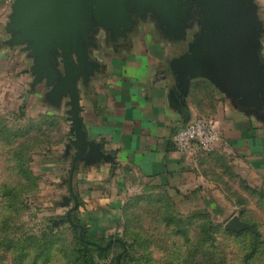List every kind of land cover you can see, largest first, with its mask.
Wrapping results in <instances>:
<instances>
[{
	"label": "crops",
	"instance_id": "1",
	"mask_svg": "<svg viewBox=\"0 0 264 264\" xmlns=\"http://www.w3.org/2000/svg\"><path fill=\"white\" fill-rule=\"evenodd\" d=\"M4 12L6 15V9ZM166 40L172 41L158 30L155 34L141 28L131 45L103 47L94 57L100 71L91 77L87 88L81 87L83 126L88 139L99 142L117 164L105 160L86 164L81 160L74 174L79 200L74 213L80 225H86L95 244L108 232L119 231L130 190L140 183L189 196L191 201L209 200L213 204L217 200L210 195L216 185L209 172L222 158L228 160L230 171L239 179H246L252 187H264V110L240 108L205 78L192 79L188 90L182 92L171 62L184 53L183 47L176 49ZM262 42L264 56V37ZM19 52L23 57L17 58ZM31 64L20 47L7 45L0 49V72L7 80V91L11 88L20 97L17 93L28 89L31 94L22 97L29 116H49L59 123L51 151L44 153L38 163L39 176L47 187L39 202L42 208L60 204L68 211L74 201L68 206L62 203L70 194L68 178L77 152L74 147L68 149L74 137L70 133L69 106L65 102L60 108L53 106L34 88ZM35 92V97H43L44 105L26 104ZM198 117L216 118L222 137L212 152L195 160L176 150L173 136Z\"/></svg>",
	"mask_w": 264,
	"mask_h": 264
},
{
	"label": "rangeland",
	"instance_id": "2",
	"mask_svg": "<svg viewBox=\"0 0 264 264\" xmlns=\"http://www.w3.org/2000/svg\"><path fill=\"white\" fill-rule=\"evenodd\" d=\"M256 3L264 22V0ZM11 5L10 0H0L2 50L7 47L5 25ZM200 27V19L193 16L181 38L194 40ZM5 81L0 72V264H83L66 209L60 204L39 206L47 187L38 177V163L51 151L59 123L29 116L22 96L31 93L16 91V97ZM32 95L27 105H44L43 97ZM230 167L222 158L213 164L209 173L216 188L210 196L217 201H209V208L202 200L191 201L154 184L132 187L119 231L100 238L107 246L112 238L124 240L127 255L118 244L108 253L89 245L88 258L95 264H264V187L250 186ZM233 216L255 227L258 235L248 229L227 230L225 224Z\"/></svg>",
	"mask_w": 264,
	"mask_h": 264
},
{
	"label": "water",
	"instance_id": "3",
	"mask_svg": "<svg viewBox=\"0 0 264 264\" xmlns=\"http://www.w3.org/2000/svg\"><path fill=\"white\" fill-rule=\"evenodd\" d=\"M196 14L202 28L187 52L171 62L179 89L186 92L192 79L205 78L240 108L263 111L264 22L256 0H13L5 25L6 44L27 53L33 85L44 84L48 89L45 99L58 108L64 102L69 106L70 133L74 137L68 149L74 147L77 152L68 178L70 194L62 204L68 206L74 201L66 219L80 227L81 237L84 227L72 219L79 208L74 190L77 164L81 160L86 164L105 160L117 165L99 142L88 139L83 126L81 87L87 88L101 67L91 57V49L98 46L96 34L104 31L126 37L133 18L139 16L148 17L161 36L173 40L183 34L185 24ZM225 228L241 232L252 225L233 216ZM116 240L126 250L125 242Z\"/></svg>",
	"mask_w": 264,
	"mask_h": 264
},
{
	"label": "built area",
	"instance_id": "4",
	"mask_svg": "<svg viewBox=\"0 0 264 264\" xmlns=\"http://www.w3.org/2000/svg\"><path fill=\"white\" fill-rule=\"evenodd\" d=\"M221 137L216 118L198 117L175 132L173 143L180 154L197 160L201 154L212 152Z\"/></svg>",
	"mask_w": 264,
	"mask_h": 264
},
{
	"label": "flooded vegetation",
	"instance_id": "5",
	"mask_svg": "<svg viewBox=\"0 0 264 264\" xmlns=\"http://www.w3.org/2000/svg\"><path fill=\"white\" fill-rule=\"evenodd\" d=\"M195 16L197 19H200L198 14H196ZM133 19H134L133 26H132L131 30L129 32H127L126 37H123L121 35L111 34V33L104 32V31H102L99 34H96V40H97L98 46H97V48L91 49V57L92 58L97 57L96 55L102 52L101 50L103 47H110V48L118 49L120 46L131 45L132 41L135 39V37L137 36V34L141 28L150 29L155 34H157L158 28L156 27L155 23L152 22L148 17L146 19H144V18H141L139 16H136ZM200 21H201V19H200ZM201 28H202V24H201L200 29ZM181 37H182V35L181 36H175V38L172 41L166 40V42L172 44L176 49H181L183 47L182 52L185 53V52H187L188 47H189V43L192 41V39H184ZM184 53H182V54H184ZM34 88L36 90H40L43 97H44V94L46 93V91L48 90L44 84L34 85Z\"/></svg>",
	"mask_w": 264,
	"mask_h": 264
},
{
	"label": "trees",
	"instance_id": "6",
	"mask_svg": "<svg viewBox=\"0 0 264 264\" xmlns=\"http://www.w3.org/2000/svg\"><path fill=\"white\" fill-rule=\"evenodd\" d=\"M44 119H53L54 121L57 122V119L53 118V117H43ZM57 134V133H56ZM56 137V135H55ZM40 177V176H38ZM204 204L207 208H209L210 206V203H209V200H205L204 201ZM42 207V203H40V205ZM126 208V207H125ZM72 219L73 221L76 223V224H80L78 218L76 217V214L73 213V216H72ZM67 223L70 225V229L72 230L73 232V236L74 238L76 239V242H77V245H78V255L80 258H84V262L83 264H95L94 261L92 259H89L88 258V255H89V250L87 249V247L89 245H92L94 246L95 248H97V250L101 253H108L109 250L111 249V247L113 246V244H118L123 250H125V247L117 240H115V242H110V244L107 246V245H103L101 244L100 242H96V244L92 241L93 238L91 237V235L89 234V231H88V228L86 227V225L83 224V227H84V233H83V236L81 237L80 233H81V229L80 227H75V226H72L70 224V222L66 219ZM60 222V221H59ZM58 222V223H59ZM82 225V224H81ZM251 233L253 234H256L258 235V232L256 230L255 227H252L251 229H248ZM235 233V232H234ZM122 240V239H121ZM124 241V240H123ZM109 243V242H108ZM126 245V244H125ZM86 253V254H85ZM127 255V251L125 250V253H124V256Z\"/></svg>",
	"mask_w": 264,
	"mask_h": 264
}]
</instances>
